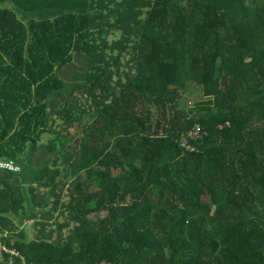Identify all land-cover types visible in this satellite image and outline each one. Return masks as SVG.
I'll list each match as a JSON object with an SVG mask.
<instances>
[{
    "label": "trees",
    "instance_id": "16d2710c",
    "mask_svg": "<svg viewBox=\"0 0 264 264\" xmlns=\"http://www.w3.org/2000/svg\"><path fill=\"white\" fill-rule=\"evenodd\" d=\"M0 159V264H264V0H0ZM44 177L70 215L32 236Z\"/></svg>",
    "mask_w": 264,
    "mask_h": 264
},
{
    "label": "rangeland",
    "instance_id": "374dc122",
    "mask_svg": "<svg viewBox=\"0 0 264 264\" xmlns=\"http://www.w3.org/2000/svg\"><path fill=\"white\" fill-rule=\"evenodd\" d=\"M34 1L37 7H41L43 5V0H34ZM109 14L114 21L119 18V13H117V11L111 12ZM132 38L133 37L131 36L126 42L132 44L133 43L131 41ZM105 39L107 41L106 44H105ZM96 42H98L99 46L101 45L103 48H106L105 51L107 54V62L105 64L106 67L109 68V70L104 69L103 73H101L98 77H96V79H99V81L103 82L102 86H99V88L105 86L106 82L108 81V83L113 84L114 92L115 94H117V92L122 90V86L125 84L124 75L131 74L132 72L131 68L127 65V62L130 61V56L128 54L131 48L127 47L122 51V28H117V27L113 29L111 33L106 35L105 38H100ZM116 43H120V45L115 46ZM120 58H122L121 61ZM112 74L113 76H111ZM188 87L190 90H192V93L193 91H196V85L190 84ZM104 91L105 90L99 89L90 94H94L95 98H99ZM192 93H190L189 95L188 93H186L181 96L180 100L182 102L180 103V107H182L183 109L191 107L199 100L198 99L199 95H195ZM85 94L88 95L89 92ZM107 99L111 100V98H107ZM88 107H90V104L87 105V108ZM59 118L61 120V117H57V120H59ZM59 121L57 123L58 126H56L58 130L61 129V125H62V120L61 122ZM63 164L64 163H60L59 169H57V171L54 172L53 176L55 174H58L59 171H61V166ZM45 178L46 177H44L42 182H39V185L37 183L29 184L30 190L34 189L33 194L35 196V201H36L34 202V204L36 205V207L39 208L37 214L35 215L36 220L31 221L29 223L30 225L28 226L30 229L28 233L29 235L32 236H35L38 232L40 233L41 230L42 231L45 230V233H47L50 230L53 231L57 229L58 226H61L63 224V220H67L69 218L68 216L70 215L68 213V204H67L69 200V195L71 193L70 179L67 178L63 182L59 181V184L56 188H51V185L47 186L51 182L50 179H45ZM48 187L51 188L52 193L50 195V200L48 201L47 204L44 205L43 197L46 196ZM13 188L17 190V191H13L14 197L20 196V199H22L21 197L22 191L19 190V186L14 185ZM40 221L45 222L46 227L45 226L40 227L39 225Z\"/></svg>",
    "mask_w": 264,
    "mask_h": 264
},
{
    "label": "crops",
    "instance_id": "0c3cea01",
    "mask_svg": "<svg viewBox=\"0 0 264 264\" xmlns=\"http://www.w3.org/2000/svg\"><path fill=\"white\" fill-rule=\"evenodd\" d=\"M120 55V54H119ZM122 60V58H120V61ZM104 69H106V70H109V68H107L106 67V64L104 65V66H102V67H100V66H98V67H94L93 68V73L92 74H101V73H103V70ZM78 71V69L77 68H71L70 70H68L67 72H69V74L71 75V74H73L74 72H77ZM60 74H62V75H64V71H62ZM60 76V75H59ZM66 76V75H65ZM65 76H63V77H65ZM60 78V80H62V81H64V78H62V77H59ZM95 81H99V79H95ZM100 84L101 83H94V84H89L88 86H89V89H90V91H94V90H96V89H98L99 88V86H100ZM94 85H98V87H93ZM47 136H48V134H43V136H42V140H43V142L46 140V138H47ZM42 142V143H43ZM41 143V144H42ZM40 144V145H41ZM38 149L36 148L35 149V151H34V154H33V157H34V155H36V157H39V155H40V152L38 151ZM33 157L30 159V160H32L33 161ZM32 161L31 162H27V169H29L30 167H32ZM28 180L29 181H34V176H33V174L32 173H30L29 174V177H28ZM29 185V184H28ZM30 224L28 223V222H26V224L24 223V224H22V225H20L19 226V230L21 229V228H24V227H27V226H29Z\"/></svg>",
    "mask_w": 264,
    "mask_h": 264
},
{
    "label": "built area",
    "instance_id": "2783aa9c",
    "mask_svg": "<svg viewBox=\"0 0 264 264\" xmlns=\"http://www.w3.org/2000/svg\"><path fill=\"white\" fill-rule=\"evenodd\" d=\"M3 171L19 173L21 169L13 161L0 159V172ZM4 250L6 251V253H9L7 249L4 248ZM11 254L15 255V253H11Z\"/></svg>",
    "mask_w": 264,
    "mask_h": 264
}]
</instances>
